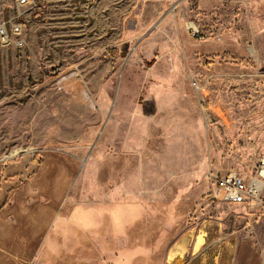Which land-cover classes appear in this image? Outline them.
<instances>
[{
  "label": "rangeland",
  "instance_id": "rangeland-1",
  "mask_svg": "<svg viewBox=\"0 0 264 264\" xmlns=\"http://www.w3.org/2000/svg\"><path fill=\"white\" fill-rule=\"evenodd\" d=\"M162 1L35 0L0 42V264H188L205 232L207 264H264V193L212 192L264 157V0H181L165 28Z\"/></svg>",
  "mask_w": 264,
  "mask_h": 264
},
{
  "label": "built area",
  "instance_id": "built-area-1",
  "mask_svg": "<svg viewBox=\"0 0 264 264\" xmlns=\"http://www.w3.org/2000/svg\"><path fill=\"white\" fill-rule=\"evenodd\" d=\"M1 1V0H0ZM17 6V15L11 20L0 23V42L8 47L11 43L17 47H23L25 40L22 36L23 25L16 19L27 10L36 6L35 0H15ZM7 23L14 35V40L10 39L7 31ZM192 35L195 30L191 28ZM212 192L215 198L228 204H238L249 209H257L262 204L264 193V157L259 161L253 173L247 177L234 171L212 177Z\"/></svg>",
  "mask_w": 264,
  "mask_h": 264
},
{
  "label": "crops",
  "instance_id": "crops-1",
  "mask_svg": "<svg viewBox=\"0 0 264 264\" xmlns=\"http://www.w3.org/2000/svg\"><path fill=\"white\" fill-rule=\"evenodd\" d=\"M180 1L181 0H163L161 3V9H160V15H161V26L165 25V24H169L167 23L168 19L171 18V16L174 18V20H176V24L178 19H181L180 15H181V11L178 10V5H180ZM182 2V1H181ZM174 3H176V7L174 8V12H172L171 10H169V7L171 5H173ZM177 9V10H176ZM138 18H143L144 16H141V12L138 11ZM178 27V26H177ZM163 28H165V26H163ZM144 42V39L141 41V43L139 44V47L142 45V43ZM245 177L251 175V174H243ZM203 244L201 245V247L193 252V256L189 259L188 264H207V259H208V255H204V252H206V248H212L214 247V243L213 241H210L208 243H206V240L208 239V235L205 232L203 235ZM232 250H231V245L228 242H224L223 244H221L219 247H217V254L214 257V262L217 264H235L233 257L231 255ZM200 257V260L198 261L196 258Z\"/></svg>",
  "mask_w": 264,
  "mask_h": 264
},
{
  "label": "bare ground",
  "instance_id": "bare-ground-1",
  "mask_svg": "<svg viewBox=\"0 0 264 264\" xmlns=\"http://www.w3.org/2000/svg\"><path fill=\"white\" fill-rule=\"evenodd\" d=\"M201 245V243H198ZM196 245V244H195ZM185 248L181 245H176L173 250L169 254V259L172 260L173 258H176V256H182L184 253Z\"/></svg>",
  "mask_w": 264,
  "mask_h": 264
},
{
  "label": "water",
  "instance_id": "water-1",
  "mask_svg": "<svg viewBox=\"0 0 264 264\" xmlns=\"http://www.w3.org/2000/svg\"><path fill=\"white\" fill-rule=\"evenodd\" d=\"M190 243V239L186 237L185 239L182 240V246L187 248L188 244Z\"/></svg>",
  "mask_w": 264,
  "mask_h": 264
}]
</instances>
